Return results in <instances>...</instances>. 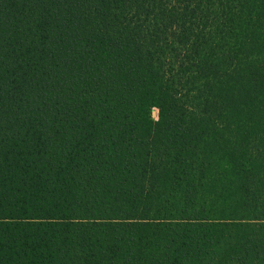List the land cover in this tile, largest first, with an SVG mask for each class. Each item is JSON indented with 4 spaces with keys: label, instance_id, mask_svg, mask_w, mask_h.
Segmentation results:
<instances>
[{
    "label": "trees",
    "instance_id": "obj_1",
    "mask_svg": "<svg viewBox=\"0 0 264 264\" xmlns=\"http://www.w3.org/2000/svg\"><path fill=\"white\" fill-rule=\"evenodd\" d=\"M0 264H264V0H0Z\"/></svg>",
    "mask_w": 264,
    "mask_h": 264
},
{
    "label": "rangeland",
    "instance_id": "obj_2",
    "mask_svg": "<svg viewBox=\"0 0 264 264\" xmlns=\"http://www.w3.org/2000/svg\"><path fill=\"white\" fill-rule=\"evenodd\" d=\"M153 111H154V114H153V113H152V114H153L154 117H156V115H157V110L154 109Z\"/></svg>",
    "mask_w": 264,
    "mask_h": 264
},
{
    "label": "water",
    "instance_id": "obj_3",
    "mask_svg": "<svg viewBox=\"0 0 264 264\" xmlns=\"http://www.w3.org/2000/svg\"><path fill=\"white\" fill-rule=\"evenodd\" d=\"M153 114H154V111H153Z\"/></svg>",
    "mask_w": 264,
    "mask_h": 264
}]
</instances>
